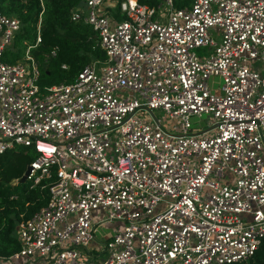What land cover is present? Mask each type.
<instances>
[{
	"label": "built area",
	"instance_id": "2783aa9c",
	"mask_svg": "<svg viewBox=\"0 0 264 264\" xmlns=\"http://www.w3.org/2000/svg\"><path fill=\"white\" fill-rule=\"evenodd\" d=\"M105 2L83 0L72 19L106 59L51 86L31 52L40 31L3 59L21 20L0 11V154L35 148L26 182L50 188L0 264L249 260L264 239V0H120L125 19Z\"/></svg>",
	"mask_w": 264,
	"mask_h": 264
},
{
	"label": "trees",
	"instance_id": "16d2710c",
	"mask_svg": "<svg viewBox=\"0 0 264 264\" xmlns=\"http://www.w3.org/2000/svg\"><path fill=\"white\" fill-rule=\"evenodd\" d=\"M155 6L158 0H139ZM193 0H177L183 6ZM83 0H0V11L21 20V28L7 47L4 60L17 62L27 47L35 45L40 31L42 41L32 48L43 86L71 83L88 64L107 57L95 29L84 21H74L73 11ZM118 19H125L120 5L114 11ZM56 55H52L53 51ZM66 66V67H64ZM33 147L18 145L0 154V256L8 257L22 248L18 236L19 223L47 205L49 186L30 188L20 180L35 160ZM44 183H46L44 181ZM233 264H264V239L256 254L247 261Z\"/></svg>",
	"mask_w": 264,
	"mask_h": 264
},
{
	"label": "rangeland",
	"instance_id": "374dc122",
	"mask_svg": "<svg viewBox=\"0 0 264 264\" xmlns=\"http://www.w3.org/2000/svg\"><path fill=\"white\" fill-rule=\"evenodd\" d=\"M158 11H160V9H158ZM14 39V38H13ZM199 53H203V50H199ZM25 54V53H24ZM24 56V55H23ZM259 66V64H258ZM223 83L222 79L217 78L215 81L214 86L215 87H219L221 84ZM156 113L158 116L162 117L164 115V113L160 110H156ZM211 118L209 115L204 114L201 117H194L193 118V122H194V126L196 127H203L202 129H205L208 127V125L210 124ZM117 226V224H109L108 226L105 227H98V232H97V236L99 237H103L107 234H109L110 231H113V229Z\"/></svg>",
	"mask_w": 264,
	"mask_h": 264
},
{
	"label": "crops",
	"instance_id": "0c3cea01",
	"mask_svg": "<svg viewBox=\"0 0 264 264\" xmlns=\"http://www.w3.org/2000/svg\"><path fill=\"white\" fill-rule=\"evenodd\" d=\"M120 0H106L104 8L112 16H114V11H116L117 6H119Z\"/></svg>",
	"mask_w": 264,
	"mask_h": 264
},
{
	"label": "water",
	"instance_id": "95a60500",
	"mask_svg": "<svg viewBox=\"0 0 264 264\" xmlns=\"http://www.w3.org/2000/svg\"><path fill=\"white\" fill-rule=\"evenodd\" d=\"M215 127V125L214 126H212L211 128H209V129H213ZM208 129V130H209ZM207 130H205V131H203V132H206ZM30 171H31V166H28V168H27V170H26V172H25V174L23 175V177L21 178V182L22 183H25L26 181H27V177H28V175L30 174Z\"/></svg>",
	"mask_w": 264,
	"mask_h": 264
},
{
	"label": "snow or ice",
	"instance_id": "6c2138e0",
	"mask_svg": "<svg viewBox=\"0 0 264 264\" xmlns=\"http://www.w3.org/2000/svg\"><path fill=\"white\" fill-rule=\"evenodd\" d=\"M49 151H54V149H50Z\"/></svg>",
	"mask_w": 264,
	"mask_h": 264
}]
</instances>
